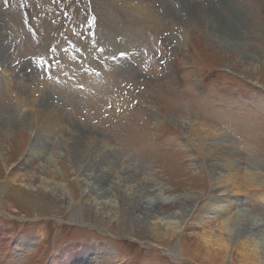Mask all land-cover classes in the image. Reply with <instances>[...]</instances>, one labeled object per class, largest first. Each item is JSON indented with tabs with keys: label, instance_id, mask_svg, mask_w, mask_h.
<instances>
[{
	"label": "rangeland",
	"instance_id": "374dc122",
	"mask_svg": "<svg viewBox=\"0 0 264 264\" xmlns=\"http://www.w3.org/2000/svg\"><path fill=\"white\" fill-rule=\"evenodd\" d=\"M93 1L101 11L99 34L107 41L106 45L110 36L112 40L118 37L122 40L116 41L119 42L117 47L106 48L113 55L136 48L150 50L154 44L153 35L171 30L173 36L175 27L182 29L185 42L177 48L181 58L173 63L182 74L171 80L153 82L152 85L142 83L151 87L148 92L152 90L153 97L138 99L135 107L141 115H130V128H127L107 107L111 102L119 111L129 108L125 100L115 95L117 86L144 76L138 59H133V65L113 64L115 67L112 69L88 77L85 80L88 81V93L76 92L69 87L72 82L63 78L60 72L56 73L53 82H45L41 80V69L31 68L28 63L15 66L24 56H39L47 51L49 37L46 27L39 34L42 42L37 44L30 42L32 36L16 28L14 20L10 24L0 20V258L9 249V253H15L14 259L19 258V261L15 259L16 264H54V257L59 259L58 264H78V255L93 248L89 262L83 264H219L223 258L219 257L221 259L217 261L207 259L205 247H183L182 234L188 224L198 220L205 212L213 218L214 214L221 215L224 207L229 206L226 211L229 215L225 217L234 218L226 201V196H230L238 200L240 205L235 210L242 212L243 217L260 221L258 227L261 229L251 233V239L259 252L254 264H264V21L261 24L254 21L255 13L245 0H206L210 9L206 15L197 12L201 6L199 0H160L163 14L157 13L152 4L142 5L140 0ZM131 1L134 3L131 4ZM251 3L255 11L262 7L264 15V0H253ZM234 9L243 14L241 22L236 23L243 37L237 43L236 37H231L232 34L227 31L228 38L224 35L225 38L219 36L214 39L215 27L226 22L225 17H231L232 11L235 16ZM182 12L187 13L190 20L184 21ZM4 15H0V19ZM6 16L17 19V15L12 13ZM12 34L16 37L9 41ZM98 66L108 69L101 62ZM69 70L74 72L77 68L71 65ZM80 75L76 80L83 83ZM205 86L206 92L197 97L200 88ZM53 103L56 105L53 106ZM27 108L30 109L21 113ZM109 114L114 115L117 123L107 129L105 126L109 122L105 117ZM45 119L56 120L64 126L61 135H56L51 143L48 142L49 136H43V140L36 138L43 127L36 126L32 130L37 121ZM100 122L108 123L98 125ZM179 123H185L183 130ZM97 125L107 132L98 131L102 129ZM101 133L108 134V137H103ZM223 133L243 155L255 160L254 165L247 160L243 168L249 172L243 174L242 169L239 177L253 181L257 186L247 185L244 180L237 192L231 188V182L223 183L225 189L209 169L208 160L200 156L203 154L201 151L205 147H213L211 143L216 142V137L220 140ZM61 137L72 139L71 143H77L76 147L94 144L92 152L99 144L106 145L114 150L117 157L124 158L122 163L127 166L139 160V168L148 170L147 174L160 187L163 198L184 199L187 204L180 202L165 206L160 216L161 222L168 225L166 228L171 227L170 237L154 236L149 231L151 227H141L136 221L128 220L129 213L124 212L119 203L116 204L112 189L113 207L110 211L114 212L113 219L103 220L89 213L83 204V190L87 191L95 184L96 168L90 169L88 188H84L83 177L75 164L60 153ZM153 137H156V142ZM197 144L201 145L198 147ZM34 145L47 147L45 157H48L53 171L49 174L67 196L63 203L35 199L20 191L17 183L7 182L10 175L11 179L15 173L19 177L24 174L16 169L25 162L26 153ZM66 146L67 143L63 148ZM232 157L230 153L229 158ZM37 179L35 177L34 182ZM221 191H224V196H221ZM213 198L218 200L217 206L212 205ZM221 219L217 221L215 217L212 220L215 233L220 226L223 228L227 224ZM194 226L188 230L192 233L187 239L202 235L201 227ZM227 241L223 240L225 245L229 244ZM230 245L231 248L228 245L229 249L225 250L228 254H225L227 258L223 264L243 263H236L235 258L231 260L235 244ZM66 251H70L71 258L64 256ZM75 260L78 262H72ZM9 264H14L13 259L9 260Z\"/></svg>",
	"mask_w": 264,
	"mask_h": 264
},
{
	"label": "bare ground",
	"instance_id": "6f19581e",
	"mask_svg": "<svg viewBox=\"0 0 264 264\" xmlns=\"http://www.w3.org/2000/svg\"><path fill=\"white\" fill-rule=\"evenodd\" d=\"M238 9H234L235 16H233V11H232L231 17H225V19L227 20L226 22L223 21L220 24L221 26L215 27V30H217V32L214 36V39H217V37L219 36L225 38L224 35H227L228 38L229 37L227 33L228 31L229 33L232 34L231 37H236L235 42L239 43L238 40L243 36L241 37L242 34L238 32L239 29L237 28L238 27L237 24L239 23V21L241 22V18L243 14L240 11H238ZM174 125L177 126L175 122ZM33 126H32L33 127L32 130L36 126L43 127L42 130L40 129L41 131L40 133L37 134L38 136L36 138L39 137L41 140H43L42 139L43 136L46 137L49 136L48 142L50 143L52 142L53 139L56 138L55 137L56 135H61V133L64 131V126L61 123L57 122L56 120L50 121L48 119H45L44 121H37L36 124ZM179 127L181 130H183L185 127V123L179 125ZM197 131L199 132V130ZM196 134L197 133H195V137H197ZM199 136L198 138H200ZM202 138L203 137H201L200 139ZM61 139L62 141L59 145L60 153H63L66 158H68L73 164H75V166L77 167L76 169L80 173V176L83 177L84 188L85 187L88 188L87 181H89V176H91V174H89L90 169L92 168L95 170L96 168L97 175L95 178L96 179L95 184L93 185L92 188H88L87 191L83 190V194L85 195L83 197V204L85 208L89 211V213H92L95 217L101 218L103 220L113 219L112 214L114 212L110 211V207H113L112 205L113 201L111 200L112 193L110 191L112 189L114 190V197L117 200L116 204L119 203V206H121V208L124 209V212L129 213L130 218L128 220L136 221L138 226L141 227L143 226L151 227L150 228L151 230L149 231H151V233L154 234V236L156 234L163 238L170 237L169 235L172 234L171 227L166 228L168 225L161 222L162 219L160 216H162V211L165 206H168L170 204L178 205L180 204V202L185 204L186 202L184 199H182L181 197L163 198L161 196L160 187L154 182V180L151 178V175L147 174L148 170L139 168L141 166L139 164V160H135V162L131 163L130 166H127L122 163L124 158L117 157L116 154H114L115 152H113L114 150L106 145L99 144L96 147V150L92 152V147L94 146V144H92L89 147L87 146L76 147L77 143L72 144L73 143L72 139L69 138L66 139L64 137H61ZM225 141H228V143L227 142L225 143ZM65 143H67L68 146L63 148ZM211 144L213 145V147L208 146L205 147V149L202 148L203 146L202 147L200 146L203 149L201 151L203 152V154L200 156L201 157L204 156L208 160V164L210 166L209 169L211 170L212 174H214V177H216L217 180H219L222 183L223 187L225 186V184L231 182L232 183L231 188L234 189V192H237L240 184L245 180V178L240 179L239 173L241 172L242 169L244 170L243 174H245V172L247 173L249 172L247 169L245 170V168H243L244 164H246L247 160H251L252 163L251 165H254L253 163L255 160L253 158L246 157V155H243L241 150L238 148V146L235 145V143L229 141V138H227L226 134L224 133L222 134L220 140L216 137V142ZM197 145L199 147V145L201 144H197ZM46 148L47 147L44 146L35 147V145L33 148L32 146L31 149L26 153V156L24 158V161L27 164L24 165L25 162L21 163L20 168L16 169L17 171H19V169L22 170L24 174L21 175L20 173L21 176L19 177V174L17 175L16 173L14 174L12 172L14 175L11 177V179L9 178L11 175L8 176L7 182H9L10 184L17 183V185H19L20 187V191H22L26 195L33 196L35 199L45 200L53 204L63 203V201H66L67 196L64 190L59 188L58 186L59 183L57 184V182L54 181L53 176L52 175L50 176L49 174L52 173L53 171L51 170V164L48 157L47 158L45 157L46 154L48 153V152L46 153ZM230 153H232L233 155L231 159L229 158ZM35 165H37V167L34 168ZM30 174H34V176H31ZM35 177L39 178V180L37 179L38 180L37 182H34ZM244 182H246L245 184L250 185L252 187L257 186L256 183L250 180L248 181L245 180ZM38 184L39 187H37ZM108 190L110 192H108ZM220 193H222L221 196H224V191H221ZM212 201H213L212 204L213 206H217V204L219 203L218 200L214 198ZM226 201L231 206L230 209L232 212L231 211L230 212L234 214L233 215L234 218L232 219L226 218L229 215V213L226 212L229 206L224 207L225 211L222 212L221 215L219 213L214 214V216L217 218V221H219V219L222 218L221 220L227 222V224H225L226 225L225 227L222 228L220 226V230L218 231V233H215V231H213V226H212V224L214 223L212 222V220L215 217L212 218V215L210 216L207 214L208 212H205L207 215L203 213L205 215L199 216L198 220H195L193 223L188 224V226L183 230L184 234L182 235L184 236V238H182L183 240L181 241L182 246L188 249H190L192 246L205 247L204 249L205 252L207 253L206 256H208L206 257L207 259L209 260L215 259L217 261L218 259L223 258V260H221L222 263L218 262L219 264H223V262L226 263L225 259L227 257L225 256V254H228V252H226L228 245L230 247L231 246L230 244L234 243L235 245L232 248L233 249L232 254L236 255L237 258L233 257L234 256L233 255L231 260L233 261V258H235L236 263L243 261V263L241 264H254L255 263L254 260L255 259L257 260L259 252L257 250L258 247L256 243H254L253 239H251V233L255 232L256 230L259 231L261 229L260 227H258L260 225L259 223L260 221L258 220L253 221V219L251 221V217H247V216L243 217L242 212L239 213L237 210H235L236 207H239L240 205L238 203V200L235 201L231 199L230 196L229 197L226 196ZM212 213L213 212L211 210L210 214ZM182 214H184V211H182ZM177 215L179 216L180 213H178ZM194 225H198L199 227H201L202 235L200 236L197 234H192L200 237L196 238L195 236L194 237L190 236L191 238L188 237L187 239V236L191 235L192 233V232L189 233L188 230L191 229V227ZM225 239L229 240V242L227 241V243L229 244L225 245V243L223 242V240ZM221 247L224 248V249L222 248L223 249L222 251H220ZM90 249L92 250H84L81 253L82 255H78V257L80 256L78 259L79 260L78 264H83L86 261L90 260L88 259V257H90L94 252L93 248ZM66 252L67 254H65L64 256L70 257V251H66ZM58 260H59L58 258L54 257V264H58ZM72 262L76 263L78 261L75 260ZM67 264H71V263L67 262Z\"/></svg>",
	"mask_w": 264,
	"mask_h": 264
},
{
	"label": "snow or ice",
	"instance_id": "6c2138e0",
	"mask_svg": "<svg viewBox=\"0 0 264 264\" xmlns=\"http://www.w3.org/2000/svg\"><path fill=\"white\" fill-rule=\"evenodd\" d=\"M121 55H123V53Z\"/></svg>",
	"mask_w": 264,
	"mask_h": 264
}]
</instances>
